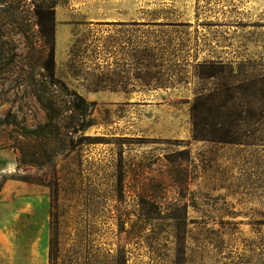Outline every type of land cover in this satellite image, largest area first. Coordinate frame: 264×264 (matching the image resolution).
Segmentation results:
<instances>
[{
  "label": "rangeland",
  "instance_id": "374dc122",
  "mask_svg": "<svg viewBox=\"0 0 264 264\" xmlns=\"http://www.w3.org/2000/svg\"><path fill=\"white\" fill-rule=\"evenodd\" d=\"M15 1L0 6V149L16 160L3 183L39 190L29 253L48 264L56 197L59 264H173L176 221L164 208L145 220L143 198L175 197L187 203L179 264H264V0L152 6L139 47L127 40L138 28L110 24L97 43L85 24L60 53L54 12L82 0ZM35 5L52 6L50 33ZM108 90L121 94L92 97ZM194 104L206 130L225 120L235 139L194 138Z\"/></svg>",
  "mask_w": 264,
  "mask_h": 264
},
{
  "label": "crops",
  "instance_id": "0c3cea01",
  "mask_svg": "<svg viewBox=\"0 0 264 264\" xmlns=\"http://www.w3.org/2000/svg\"><path fill=\"white\" fill-rule=\"evenodd\" d=\"M195 0H82L74 7L55 10L54 47L57 53L68 48L76 27L87 25L96 33V42L110 35V24L138 28L128 33V43H141V27L149 19L152 6H183L191 8ZM174 3V4H173ZM83 13V15L81 14ZM102 35V36H101ZM108 38L111 40L112 37ZM125 39V38H124ZM120 40V39H119ZM113 48L115 46L112 45ZM120 91H96L95 99H118ZM0 149V264H45L44 259L29 253L35 242V185L18 180L3 183V173L12 172L16 160L10 152Z\"/></svg>",
  "mask_w": 264,
  "mask_h": 264
},
{
  "label": "trees",
  "instance_id": "16d2710c",
  "mask_svg": "<svg viewBox=\"0 0 264 264\" xmlns=\"http://www.w3.org/2000/svg\"><path fill=\"white\" fill-rule=\"evenodd\" d=\"M3 5V6H2ZM0 6L3 7V11L6 13H12L14 9L18 6L16 4L15 0H0ZM52 6H45L42 7L41 5H35L33 9L34 19L35 23L42 28L45 20L49 21L51 24V27L48 29V32L52 31L53 26V10L51 9ZM12 23L16 24L15 27L19 32L26 31L27 25L24 23L16 22V20H12ZM45 35V34H44ZM219 63L217 62H209L208 68L215 71V69L218 67ZM220 66V65H219ZM264 83V82H263ZM261 101H264V98H262ZM238 105V104H237ZM226 104L222 103L219 105V108L225 107ZM264 106V102H263ZM199 106L197 104H194L192 106V131H193V137L194 138H203V139H209V140H217L222 142H232L235 139V136L232 134L234 133L232 130V127L234 124L227 123L225 120H220L217 123L214 122V125H217V128L211 130H206L203 125H211L207 122L201 121L199 118ZM143 202L146 205V212L144 211L145 220H151L155 215H158L162 211V208H164L167 212H170L167 216H170L172 219L176 221V228H177V259L173 261V264H179V262L184 260L183 257V240L185 238L186 229L184 228L185 219H186V208L187 203L182 201L181 198H172L167 202L166 206H162L161 204H158L155 197L150 196L146 199V197L143 198ZM50 210H49V228H50V234H49V241H48V264H59L57 259L59 258L60 253V241H59V219L56 212V197H51L50 200ZM142 226H139V229L137 231H141ZM128 233H136L134 232V225L131 226V228L128 230ZM138 234V233H137ZM124 263V254L119 253L118 257V263ZM61 263V262H60Z\"/></svg>",
  "mask_w": 264,
  "mask_h": 264
}]
</instances>
